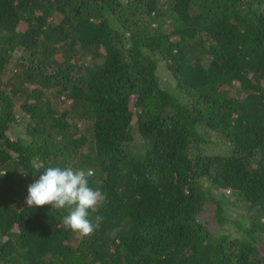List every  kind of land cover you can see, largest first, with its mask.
Returning a JSON list of instances; mask_svg holds the SVG:
<instances>
[{"label":"trees","instance_id":"trees-1","mask_svg":"<svg viewBox=\"0 0 264 264\" xmlns=\"http://www.w3.org/2000/svg\"><path fill=\"white\" fill-rule=\"evenodd\" d=\"M0 175V264H264V0H0Z\"/></svg>","mask_w":264,"mask_h":264},{"label":"clouds","instance_id":"clouds-1","mask_svg":"<svg viewBox=\"0 0 264 264\" xmlns=\"http://www.w3.org/2000/svg\"><path fill=\"white\" fill-rule=\"evenodd\" d=\"M91 175L90 169L48 167L28 186L26 204L29 207L50 205L51 209L66 210L62 223L80 236L88 237L103 220L100 215L91 218V214L96 213L106 200L100 189L90 187L88 178Z\"/></svg>","mask_w":264,"mask_h":264},{"label":"rangeland","instance_id":"rangeland-1","mask_svg":"<svg viewBox=\"0 0 264 264\" xmlns=\"http://www.w3.org/2000/svg\"><path fill=\"white\" fill-rule=\"evenodd\" d=\"M168 75V73H164V77H166ZM169 81V83H171V80H168ZM172 87V86H171Z\"/></svg>","mask_w":264,"mask_h":264}]
</instances>
